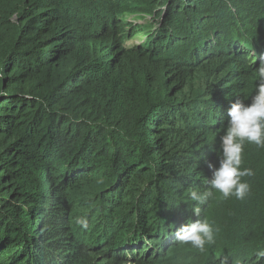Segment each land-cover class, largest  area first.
Instances as JSON below:
<instances>
[{
  "label": "trees",
  "instance_id": "1",
  "mask_svg": "<svg viewBox=\"0 0 264 264\" xmlns=\"http://www.w3.org/2000/svg\"><path fill=\"white\" fill-rule=\"evenodd\" d=\"M152 8L126 44L121 15ZM261 57L264 0H0V264H264V148L245 144L244 200L190 199ZM218 67L232 83L210 89ZM198 218L218 229L203 252L175 239Z\"/></svg>",
  "mask_w": 264,
  "mask_h": 264
},
{
  "label": "clouds",
  "instance_id": "2",
  "mask_svg": "<svg viewBox=\"0 0 264 264\" xmlns=\"http://www.w3.org/2000/svg\"><path fill=\"white\" fill-rule=\"evenodd\" d=\"M228 122L221 139V158L219 166L215 168L210 187L202 192L193 190L190 199L195 203L192 212L201 217V205L206 204L218 192L223 198L235 197L244 200L250 193V184L243 180L244 177L253 176L254 170L249 167L241 168L243 152L246 143L264 148V57H261V67L258 69L255 94L250 103L237 99L227 112ZM84 227V219L78 221ZM213 225L207 220L198 218L194 222L183 224L175 232V239L183 244L203 252L206 245L214 243L215 232Z\"/></svg>",
  "mask_w": 264,
  "mask_h": 264
},
{
  "label": "rangeland",
  "instance_id": "3",
  "mask_svg": "<svg viewBox=\"0 0 264 264\" xmlns=\"http://www.w3.org/2000/svg\"><path fill=\"white\" fill-rule=\"evenodd\" d=\"M160 14L157 9L152 8L149 10V12H144V13H139V12H134V11H127L121 15V19L125 23V26L127 29L131 30L133 32L132 37H128L126 39V44L132 45V44H137L139 42L142 43H147L149 36L147 35L148 33H153L154 26L151 23V21L157 25V22L159 20ZM230 68L224 69L223 67H218L217 69L213 70L212 75L215 76V80L212 81V84L210 85V89L218 87L216 80L221 78L220 86L227 84L228 82H231L232 79H227L229 77V71ZM196 76V75H195ZM121 77V76H118ZM208 82H210L211 75L206 76ZM135 82L139 83L140 86L137 90L141 91V97L154 89V87H151L148 83L147 80L143 77L140 76L135 79ZM232 83V82H231ZM110 91H116V83L113 82V84H110ZM224 94V93H223ZM154 98L159 99L161 96L158 93H154ZM141 120L137 119V116L135 115V111L133 113V124H142ZM144 128L141 127L139 129V135L142 138L144 135ZM5 225L9 226V223L7 222ZM96 263L100 264L101 261L97 260ZM128 262H125L124 264H127Z\"/></svg>",
  "mask_w": 264,
  "mask_h": 264
},
{
  "label": "bare ground",
  "instance_id": "4",
  "mask_svg": "<svg viewBox=\"0 0 264 264\" xmlns=\"http://www.w3.org/2000/svg\"><path fill=\"white\" fill-rule=\"evenodd\" d=\"M221 117H223V119H225L224 117H227V113H223V114L221 115Z\"/></svg>",
  "mask_w": 264,
  "mask_h": 264
}]
</instances>
